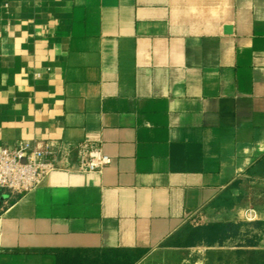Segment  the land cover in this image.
<instances>
[{"label":"crops","instance_id":"crops-1","mask_svg":"<svg viewBox=\"0 0 264 264\" xmlns=\"http://www.w3.org/2000/svg\"><path fill=\"white\" fill-rule=\"evenodd\" d=\"M23 139L66 143L71 160L91 142L111 163L0 190V264L97 249L222 264L255 249L236 243L242 226L174 241L234 221L264 161V0H0V148Z\"/></svg>","mask_w":264,"mask_h":264},{"label":"built area","instance_id":"built-area-1","mask_svg":"<svg viewBox=\"0 0 264 264\" xmlns=\"http://www.w3.org/2000/svg\"><path fill=\"white\" fill-rule=\"evenodd\" d=\"M68 144L50 150L38 142L18 140L0 148V190L14 195L37 186L53 170L75 169L100 171L111 163V157L94 143L76 144L75 158H69ZM257 212L248 207L243 219L254 221Z\"/></svg>","mask_w":264,"mask_h":264},{"label":"rangeland","instance_id":"rangeland-1","mask_svg":"<svg viewBox=\"0 0 264 264\" xmlns=\"http://www.w3.org/2000/svg\"><path fill=\"white\" fill-rule=\"evenodd\" d=\"M253 175L254 177L246 180L241 187V199L232 217L242 222L243 231L238 236L239 240L236 239V243L239 244L241 240L246 243L252 241L255 249H239L237 254L235 253L237 256H234L235 249L226 248L224 251L228 252L229 256L222 264H264V164H260ZM248 207L254 208L257 212L254 221L243 219L244 210ZM232 242L235 241L230 240L227 245L232 247L234 245Z\"/></svg>","mask_w":264,"mask_h":264},{"label":"trees","instance_id":"trees-1","mask_svg":"<svg viewBox=\"0 0 264 264\" xmlns=\"http://www.w3.org/2000/svg\"><path fill=\"white\" fill-rule=\"evenodd\" d=\"M264 164V161L260 162ZM241 221L225 220L195 225L183 240H175L178 245H193L197 241L208 244L221 243L238 234ZM260 224V222H258ZM143 253L142 250L97 249L93 251H57L56 264H133Z\"/></svg>","mask_w":264,"mask_h":264}]
</instances>
